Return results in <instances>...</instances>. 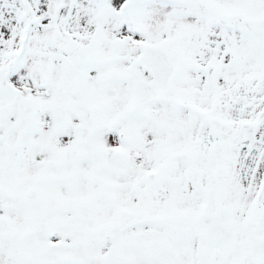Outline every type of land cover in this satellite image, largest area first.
<instances>
[{"label":"snow or ice","instance_id":"6c2138e0","mask_svg":"<svg viewBox=\"0 0 264 264\" xmlns=\"http://www.w3.org/2000/svg\"><path fill=\"white\" fill-rule=\"evenodd\" d=\"M0 264H264V0H0Z\"/></svg>","mask_w":264,"mask_h":264}]
</instances>
